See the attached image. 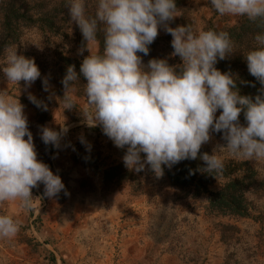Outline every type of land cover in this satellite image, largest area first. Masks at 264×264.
<instances>
[{"label": "clouds", "instance_id": "9594fccd", "mask_svg": "<svg viewBox=\"0 0 264 264\" xmlns=\"http://www.w3.org/2000/svg\"><path fill=\"white\" fill-rule=\"evenodd\" d=\"M210 3L220 15L259 21L261 31L254 37L258 47L244 57L249 73L261 85L254 98L240 95L235 74L215 67L218 59L233 53L229 32L209 29L194 33L190 25L169 27L177 16L175 0H98L94 17L86 14L85 0L68 2L70 20L86 43L95 41L104 25V51L85 56L79 75L75 65L67 66L61 81L65 108L75 107L66 93L82 75L87 104L93 109L88 124L101 125L117 148H126L122 159L129 169L141 172L147 165L159 178L162 165L171 168L182 160L199 158L206 165L205 172H219L223 162L216 154L218 148L245 159H264V0ZM161 27L172 37L170 55L180 58L178 65L163 58L150 59L145 65L138 55L149 54V45ZM2 71L7 81L17 85L23 81L30 86L41 76L34 59L18 54L17 48L9 51ZM44 84L47 90L46 80ZM28 98L41 106L31 94ZM241 113L246 125L240 123ZM67 131V127L58 132L42 126L40 138L45 145L58 148ZM211 133H222L226 143L217 145L211 155L198 156ZM39 183L49 198L61 191L68 195L61 177L37 158L24 105L0 91V203L19 201L21 207L30 209L31 189ZM19 230L17 220L0 215V237L12 238Z\"/></svg>", "mask_w": 264, "mask_h": 264}, {"label": "rangeland", "instance_id": "374dc122", "mask_svg": "<svg viewBox=\"0 0 264 264\" xmlns=\"http://www.w3.org/2000/svg\"><path fill=\"white\" fill-rule=\"evenodd\" d=\"M65 1L68 5L69 0ZM185 1L186 14L190 19L194 33L204 30L209 24L217 28H224L235 25L239 21L240 16L220 15L213 8L210 0L205 2L206 11L198 9V2L201 0ZM85 4L86 14L94 17L93 13L96 14L98 0H85ZM28 5L31 4L27 2L24 9H27ZM178 14L177 12L176 15ZM60 18L62 19L57 23L58 27L62 26L60 34H50L39 26L20 27L18 40L8 46L0 56V91H5L12 98H18L20 103L24 105V112L28 118V127L33 135L37 156L45 164L50 157L40 138L41 127L45 123L43 125L36 123V113L39 111V114H45L49 120L54 117L58 119L60 122H57L58 127L56 129L59 132L67 124V121L82 119L80 104L75 99L86 98V94L77 96L74 93L75 87L70 88L66 95L72 98L75 107L71 110L66 109L65 100H61L54 92L55 87L49 80L48 69L54 65L56 54L62 53L73 58L84 56V53L80 51L81 49L70 42L72 41L71 33L75 23L70 20L68 7L67 14ZM64 32L68 36L66 39L62 38L61 33ZM164 33L165 30L161 27L158 30V36H163ZM92 43H95V47L98 49L96 41L88 42L86 44L88 55ZM159 45L163 46L164 41H160ZM16 48L18 54L33 58L41 73L40 78L30 86H26L23 81H20L18 85L7 81L2 71L7 66L9 51ZM45 80L47 81V90H45ZM60 93L64 96V89L60 90ZM30 94L41 102L40 107L29 100ZM216 116H219L218 110ZM73 127V130H76L75 126ZM100 130V133L92 134V138L87 142L76 141L74 148L77 150L78 147H81L83 151L91 154V160L94 163L104 165L114 163L117 161L116 154L119 153L117 149L120 148H117L108 139L102 129ZM221 137L222 133H211V139L203 145L214 150L217 145L226 143ZM216 154L225 164L228 162H248L256 171L257 180L263 183L258 188L260 197L252 202V217L241 220L242 218L231 216H210L215 219L213 225L221 233V240L226 245L228 257L234 264H264V159H245L219 148L216 150ZM84 168L89 172L83 174L79 179L68 175L61 178L68 195H65V191H61L57 196L49 198L44 194V185L39 183L37 187L31 189L33 198L30 209L21 207L19 201L15 203L16 207H10L8 201L0 203V215H9L20 224V230L14 237H0V264H53L55 258L73 254L75 246L72 241L76 236L73 231L75 222L73 215L76 207L83 206L88 210L102 207L105 202H108V196L112 194V199L128 203L131 208H135L134 203L138 200L140 190L143 189V181L157 178L146 165L144 171L138 172L133 178L124 180L108 190L109 188H104L102 185L101 174H95L89 167L84 166ZM157 179L162 180V176ZM224 181L225 179L219 178L209 185V189L217 190ZM35 189L41 192L44 204L35 193ZM203 197L204 195H200L195 198L189 197L186 200L195 199L198 205H202L204 203ZM48 211L51 212L48 213ZM79 236H81L80 233ZM87 236L90 237L91 233H88ZM77 239H79L78 236ZM97 253L98 250L95 249L94 255ZM149 260L147 257H142L141 251L135 250L127 264H152ZM83 264H121V262L107 261L96 257L95 261L90 259Z\"/></svg>", "mask_w": 264, "mask_h": 264}, {"label": "crops", "instance_id": "0c3cea01", "mask_svg": "<svg viewBox=\"0 0 264 264\" xmlns=\"http://www.w3.org/2000/svg\"><path fill=\"white\" fill-rule=\"evenodd\" d=\"M205 2L207 0L198 2L199 10L206 11ZM95 46V43L90 44V54L97 52ZM75 101L80 104L82 119L67 121L64 127L68 131L62 134L58 148L52 146L46 163L61 178L68 175L79 179L89 172L83 165L72 161L71 157L76 151L74 143L87 142L92 134L100 133L102 129L99 124H88L92 122L89 117L93 109L88 106L87 98ZM57 122L60 121L54 117L44 126L57 131ZM73 126L76 130H73ZM117 150L116 162H123L126 148ZM144 156L141 153V157ZM37 158L41 161L39 156ZM142 184L143 189L134 203L135 208L112 199V194L102 207L89 210L83 206L76 207L73 215L76 236L72 241L75 251L65 257L55 258L53 264H83L86 260L95 261L96 257L127 264L135 250L141 251L142 257L150 259L152 264H234L228 257L221 233L213 225L215 219L206 212V195L203 197L204 203L198 205L195 199H174V188L157 178L143 181ZM16 202L8 201V205L16 207ZM88 233H91L90 237ZM95 249L98 250L96 255Z\"/></svg>", "mask_w": 264, "mask_h": 264}, {"label": "trees", "instance_id": "16d2710c", "mask_svg": "<svg viewBox=\"0 0 264 264\" xmlns=\"http://www.w3.org/2000/svg\"><path fill=\"white\" fill-rule=\"evenodd\" d=\"M29 2L27 9H24L26 3ZM20 3H22L20 5ZM177 12L179 13L168 26L175 28L177 25H190V19L186 14V1L175 0ZM176 12V13H177ZM67 14V2L65 0H0V56L4 50L12 43L16 42L19 37V30L22 26H39V28L50 34H60L62 28L57 23L61 16ZM93 15H95L93 13ZM259 21L252 22L245 16H240L237 24L217 28L209 24L204 30L227 31L233 41V53L224 60H219L215 67L223 72L235 74L238 79L236 81L240 95L255 97L259 94L258 89L261 88L259 81L253 77L247 68V62L244 58L250 50L258 47L254 37L261 31L258 25ZM104 25H100L97 32L96 42L98 49L95 54H103L104 51ZM62 38L66 39L67 33H61ZM72 43L80 49H84L82 58H73L56 54L54 65L48 69L49 80L54 85V92L61 100L64 96L60 90H63L61 83L62 78L66 74L67 66L75 65V70L79 75L80 65L85 56H87L86 42L75 24L72 30ZM171 35L165 31L163 36H157L154 42L149 45V54L147 56L138 53L142 57V62L146 65L150 59L163 58L167 59L170 65H178L181 63L178 56H171L174 51L171 46ZM160 41H164V45H159ZM166 43V44H165ZM164 47V48H162ZM86 80L80 75V81L76 82L74 87L77 96L85 95ZM219 114L220 111L219 110ZM39 112V111H38ZM36 113V123L43 125L49 120V117L42 113ZM240 123L246 125L243 113L239 117ZM50 155L52 145H45ZM213 150L202 145L200 153H208L211 155ZM72 161L75 164H81L89 167L95 174H101L102 185L109 188L119 185L124 180L134 177V172L127 168L123 162H114L111 164H100L92 161V155L83 151L78 147L72 155ZM204 161L199 158L196 160L185 159L173 165L171 168L162 165L163 176L162 181L174 188L173 197L176 200H184L189 197L195 198L200 195H207L206 212L208 215L231 216L235 218L252 217V202L259 196V186L263 183L257 180L256 171L248 162L239 163L228 162L223 163V169L219 172H205ZM200 169V170H199ZM219 178L225 179L217 190H210L209 185Z\"/></svg>", "mask_w": 264, "mask_h": 264}, {"label": "built area", "instance_id": "2783aa9c", "mask_svg": "<svg viewBox=\"0 0 264 264\" xmlns=\"http://www.w3.org/2000/svg\"><path fill=\"white\" fill-rule=\"evenodd\" d=\"M35 193H36V194H37V196L40 198V200H41L42 204H44V198H43V196H42L41 192H39L37 189H35Z\"/></svg>", "mask_w": 264, "mask_h": 264}]
</instances>
